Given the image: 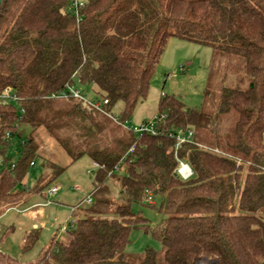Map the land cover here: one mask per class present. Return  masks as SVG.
Wrapping results in <instances>:
<instances>
[{
  "label": "trees",
  "instance_id": "1",
  "mask_svg": "<svg viewBox=\"0 0 264 264\" xmlns=\"http://www.w3.org/2000/svg\"><path fill=\"white\" fill-rule=\"evenodd\" d=\"M71 3L3 0L0 7V92L10 87L21 98L19 108L0 100V151L21 136V157L12 164L4 158L0 170V206L23 196L17 183L37 155L33 131L23 137L21 124L44 126L74 158L88 154L102 164L97 197L68 230L67 242L55 233L30 263L0 250V264H264V217L257 214L264 208V0H86L79 16ZM171 37L240 57L248 86L223 87L215 114L162 95L157 134L131 130L111 145L102 140L107 124L96 116L101 111L72 96L49 97L70 83L89 85L97 99L108 100L107 112L124 103L118 118L125 123L147 98ZM232 110L238 113L232 136L222 137L221 117ZM173 128H193L195 143L176 149ZM179 159L192 167L191 178L176 174ZM120 161V171L109 175ZM114 176L124 203L107 217V181ZM147 189L162 198L158 209L166 217L157 225L133 209ZM133 228L153 234L162 253L148 247L140 261L126 259ZM39 236L28 232L22 251Z\"/></svg>",
  "mask_w": 264,
  "mask_h": 264
},
{
  "label": "rangeland",
  "instance_id": "2",
  "mask_svg": "<svg viewBox=\"0 0 264 264\" xmlns=\"http://www.w3.org/2000/svg\"><path fill=\"white\" fill-rule=\"evenodd\" d=\"M244 61L238 56H228L213 47L197 42L171 37L167 41L164 53L155 67L150 91L146 99L141 100L131 119L124 124L118 118L100 112L95 113L99 120H103L107 127L101 134L104 144H110L114 136H128L132 129L139 128L144 122H150L158 113V104L162 95H174L180 98L188 108H200L210 114L219 109V97L223 87H247L250 79L244 72ZM82 91L92 99L97 98L95 89L91 86L78 85ZM124 103L117 102L111 114L118 116L122 112ZM102 114V115H101ZM103 115L111 120L107 121ZM238 119L236 110L221 117L220 133L222 137L232 136L234 125ZM131 128V129H129ZM22 136H33L37 144V155L22 179L17 183V190H24L20 199L3 203L0 210V250L19 259L21 263H30L39 256L42 248L52 240L62 222L71 218L85 216L90 206L87 197L91 196L93 203L97 194L95 190V176L97 168L88 154L74 158L63 145L50 134L44 126L33 129L30 125L21 124L18 127ZM134 135L136 133L133 131ZM204 131L198 130L197 136L202 137ZM130 135V134H129ZM77 138V137H76ZM21 136L15 134L6 152L0 151V170L4 168L5 159L9 164L21 157L18 143ZM82 140L76 139V142ZM208 143V142H206ZM80 147L75 152H79ZM64 169L63 171H60ZM91 169L92 174L88 172ZM57 183L60 190L49 196L47 189ZM40 191V186L45 185ZM107 197L111 201L107 217H115L118 204L124 203L120 198V184L116 176L108 181ZM47 199L51 200L50 204ZM162 198H154L152 204L144 200L143 203L133 205L137 214L149 219L151 225L159 224L165 213L159 211ZM92 203V204H93ZM77 212L75 214L74 209ZM258 215L264 217V208ZM38 230L40 236L35 246L28 252L22 251L28 232ZM58 239L67 242L68 232L58 234ZM131 242L125 249V257L133 262L142 259L145 250L150 247L162 253V243L150 232L133 228L130 235ZM197 264H213L208 260H200Z\"/></svg>",
  "mask_w": 264,
  "mask_h": 264
},
{
  "label": "built area",
  "instance_id": "3",
  "mask_svg": "<svg viewBox=\"0 0 264 264\" xmlns=\"http://www.w3.org/2000/svg\"><path fill=\"white\" fill-rule=\"evenodd\" d=\"M85 3H86V0H72V3L70 5V10L73 12V14L79 16L80 10L85 5ZM69 96H72L76 99H80L85 104H87V106H89L90 108L101 111V112L107 114L108 116L114 118L115 120H118V118H117L118 116L115 117L110 112H107L105 110V105L108 104L107 99L89 98L81 90V88H79L74 83L67 84L63 90L53 92L49 95L50 98H58V99L67 98ZM0 100L3 103L14 104L18 108L20 107V101H21L20 96L14 90H12L10 87H6L5 89H3L0 92ZM19 111H20V113H24L23 108L19 109ZM158 121H159V116L156 115L152 121L144 122L139 128L132 129V131H134L136 133V135H138V136L142 135L143 133L157 134V130L155 128V125H156V122H158ZM129 129H131V128H129ZM169 135L175 139V141H176L175 148L176 149H178L184 143H195V139H194L195 130L193 128H186V129H184V128H173L169 132ZM6 137H11L10 132H7ZM198 145H201V144H198ZM133 151H134V146H132L130 148V150L127 152L125 157H127L128 154L130 152H133ZM178 161H179V164H178V167L176 168V174L184 180L191 178L194 175V171H193L192 167L190 166V164L181 160V159H179ZM121 163H122V161H120L114 167V169H112L108 174L112 175V174L120 171ZM31 165H34V162H32ZM93 165L97 168V170L99 168L104 167L102 164H100L98 162H94V161H93ZM88 172L90 174L93 173V171L91 169H89ZM59 190H60V186L57 183H53L52 186H50L47 189V193L51 197V196H54ZM86 201L89 205H91L93 203V199L91 198V196H88ZM145 201L150 203V204H152L154 202V196H153V193L151 190H148V189L146 190ZM50 203H51V200L47 199L46 204H50ZM73 210L75 212V208ZM77 220H78V217L71 218L66 222H62L61 225L57 228V237L59 236L58 234L61 232H68V230L76 224Z\"/></svg>",
  "mask_w": 264,
  "mask_h": 264
},
{
  "label": "water",
  "instance_id": "4",
  "mask_svg": "<svg viewBox=\"0 0 264 264\" xmlns=\"http://www.w3.org/2000/svg\"><path fill=\"white\" fill-rule=\"evenodd\" d=\"M2 2H3V0H0V7H1V5H2Z\"/></svg>",
  "mask_w": 264,
  "mask_h": 264
},
{
  "label": "crops",
  "instance_id": "5",
  "mask_svg": "<svg viewBox=\"0 0 264 264\" xmlns=\"http://www.w3.org/2000/svg\"><path fill=\"white\" fill-rule=\"evenodd\" d=\"M75 214H77V212L75 211ZM57 229V228H56Z\"/></svg>",
  "mask_w": 264,
  "mask_h": 264
}]
</instances>
